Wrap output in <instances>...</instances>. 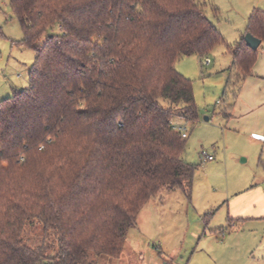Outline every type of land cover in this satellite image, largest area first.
Instances as JSON below:
<instances>
[{"label": "trees", "instance_id": "obj_1", "mask_svg": "<svg viewBox=\"0 0 264 264\" xmlns=\"http://www.w3.org/2000/svg\"><path fill=\"white\" fill-rule=\"evenodd\" d=\"M9 2L36 58L29 87L0 102V264L119 259L158 195L193 198L197 166L173 119L195 125L200 110L177 63L225 45L235 100L258 50L226 44L200 0ZM248 33L264 42L263 10Z\"/></svg>", "mask_w": 264, "mask_h": 264}, {"label": "rangeland", "instance_id": "obj_2", "mask_svg": "<svg viewBox=\"0 0 264 264\" xmlns=\"http://www.w3.org/2000/svg\"><path fill=\"white\" fill-rule=\"evenodd\" d=\"M257 1L200 3L226 44L234 46L245 37L247 9ZM0 29L1 102L11 97L14 90L29 87V71L36 54L20 44L24 35L9 0H0ZM47 37L48 34L44 35L36 47L44 45ZM208 58L211 64L194 55L182 58L176 66L179 73L193 82L200 110V120L195 125L181 117L173 119L174 124L186 125L189 137L184 159L197 166L192 201L186 202L184 210L178 206L187 200L182 191L176 190L170 196L168 191L162 192L154 199L158 210L149 207L144 222L130 230L122 256L98 257V264H264V216L232 224L228 222V209L224 208L234 195L262 183L264 148L226 133L220 111L234 99L227 89L229 73L221 71L233 59L225 45L217 46ZM160 101L169 106V101ZM202 153L213 156L214 161H205ZM259 210L264 212L263 204ZM34 229L26 233L31 244L35 242ZM169 234L162 245V239ZM128 248L135 254L129 255Z\"/></svg>", "mask_w": 264, "mask_h": 264}, {"label": "crops", "instance_id": "obj_3", "mask_svg": "<svg viewBox=\"0 0 264 264\" xmlns=\"http://www.w3.org/2000/svg\"><path fill=\"white\" fill-rule=\"evenodd\" d=\"M264 11V0H258L252 7L247 9V20L251 13L255 10ZM247 28V26H246ZM246 32V29H245ZM210 63H212L211 59ZM232 61L225 68L222 73H227L231 68ZM232 109L226 113L225 108L220 111V115L224 118V127L226 133L233 134L234 136L244 137L250 145L255 147L264 148V42L261 43L258 49L257 60L253 66L252 76L245 79L242 83L241 89L232 103ZM229 113V114H228ZM229 115V117L227 116ZM176 126H186L184 123H175ZM263 184V185H262ZM174 191H168V196L175 193ZM162 198V197H160ZM156 199V198H155ZM163 200V198H162ZM162 207L164 206V202ZM187 200L181 201L178 206H181L184 210L187 206ZM261 204L264 205V179L261 184L253 186L244 192L234 195L227 204L229 216L228 222L235 223V221H245L250 218H258L264 216V212L258 211L261 208ZM149 207L158 210V203L155 200L151 201L146 208L140 213L136 228L144 222L146 215L149 213ZM129 235V234H128ZM171 235H165L162 239V245L166 242L167 238ZM127 244V242H126ZM126 248V245H125ZM156 248V247H155ZM160 251L163 252L161 246ZM125 250V249H124ZM129 255H133L134 250L131 248L127 249ZM175 252V251H174ZM123 254V253H122Z\"/></svg>", "mask_w": 264, "mask_h": 264}, {"label": "built area", "instance_id": "obj_4", "mask_svg": "<svg viewBox=\"0 0 264 264\" xmlns=\"http://www.w3.org/2000/svg\"><path fill=\"white\" fill-rule=\"evenodd\" d=\"M210 63V60L209 59H206V64H209ZM175 129L177 131H179L181 134H182V137L187 139L189 137V133H188V129L186 126H175ZM202 156L204 157V160L205 161H214V157L213 156H210L206 153H202Z\"/></svg>", "mask_w": 264, "mask_h": 264}, {"label": "water", "instance_id": "obj_5", "mask_svg": "<svg viewBox=\"0 0 264 264\" xmlns=\"http://www.w3.org/2000/svg\"><path fill=\"white\" fill-rule=\"evenodd\" d=\"M244 38H245L246 45H247L250 49H252V50H254V51H256V50L259 49V47H260V45H261V41H260L259 39L255 38L254 36H252V35L249 34V33L246 34ZM206 120H208V118H206Z\"/></svg>", "mask_w": 264, "mask_h": 264}]
</instances>
